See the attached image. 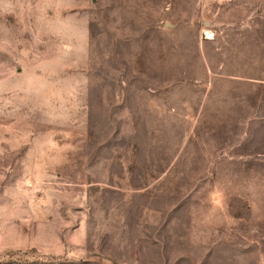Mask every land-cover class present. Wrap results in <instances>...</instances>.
<instances>
[{
    "label": "rangeland",
    "instance_id": "obj_1",
    "mask_svg": "<svg viewBox=\"0 0 264 264\" xmlns=\"http://www.w3.org/2000/svg\"><path fill=\"white\" fill-rule=\"evenodd\" d=\"M251 10L0 0V264H264V160L201 95Z\"/></svg>",
    "mask_w": 264,
    "mask_h": 264
},
{
    "label": "crops",
    "instance_id": "obj_2",
    "mask_svg": "<svg viewBox=\"0 0 264 264\" xmlns=\"http://www.w3.org/2000/svg\"><path fill=\"white\" fill-rule=\"evenodd\" d=\"M253 13L225 22L229 25L223 27L225 46L215 47L216 59L204 45L201 49L202 112L223 121L226 132L234 124L239 128L234 133L241 137L236 144L248 140L253 146L248 153L226 150L230 159L264 160L255 139L264 129V13Z\"/></svg>",
    "mask_w": 264,
    "mask_h": 264
},
{
    "label": "built area",
    "instance_id": "obj_3",
    "mask_svg": "<svg viewBox=\"0 0 264 264\" xmlns=\"http://www.w3.org/2000/svg\"><path fill=\"white\" fill-rule=\"evenodd\" d=\"M205 34H206V33H204V35H205ZM205 37H209V36H206V35H205Z\"/></svg>",
    "mask_w": 264,
    "mask_h": 264
}]
</instances>
